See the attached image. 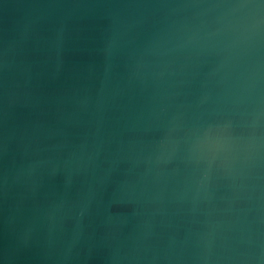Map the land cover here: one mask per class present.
Returning a JSON list of instances; mask_svg holds the SVG:
<instances>
[{"label": "water", "instance_id": "95a60500", "mask_svg": "<svg viewBox=\"0 0 264 264\" xmlns=\"http://www.w3.org/2000/svg\"><path fill=\"white\" fill-rule=\"evenodd\" d=\"M0 264H264V0H0Z\"/></svg>", "mask_w": 264, "mask_h": 264}]
</instances>
